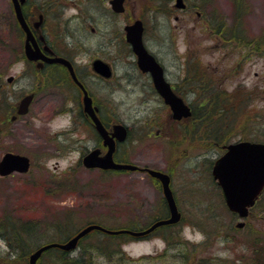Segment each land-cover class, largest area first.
Listing matches in <instances>:
<instances>
[{"label":"rangeland","instance_id":"rangeland-1","mask_svg":"<svg viewBox=\"0 0 264 264\" xmlns=\"http://www.w3.org/2000/svg\"><path fill=\"white\" fill-rule=\"evenodd\" d=\"M175 1L165 0V6L171 10L167 15L153 10L154 0H127L122 14L112 11L110 0H69L63 13H51L47 18L51 25L57 19L67 23L66 28L64 22L60 28L55 27L56 40L83 44L91 55L100 47L112 51L113 55L108 57L115 61L121 80L113 84L119 86L116 90L110 91L113 88L109 87L104 94L108 125L113 129L115 124L123 123L130 132L119 146L117 160L161 170L172 177L171 187L184 216L180 236L190 242L179 256L170 252L158 258L154 251L162 252L165 248L161 239L141 243L129 240L122 247V258L116 250L118 243H123L121 238L100 241L101 236L112 237L93 231L80 244L82 250H88L87 256L94 255L85 258L83 264H200L196 258L197 244L207 232L214 233L215 223L232 219V214L222 206L223 199L211 174L216 160L228 144L264 143V0H185V9L176 8ZM11 6V0H0V74H4V83L10 75L16 78V96L11 94L10 99L17 102L31 88L35 72L29 74L25 64H15L26 39L16 27ZM27 15L32 25L40 19L34 7L27 10ZM136 20L145 23L146 44L169 75L178 82L185 75L191 78L185 96L192 109L199 113L207 111L210 98L218 108L223 106L220 108L225 113L220 124L229 130L217 132L224 138L232 132L228 143L205 146L204 129H188V124H197L198 119L194 121L193 117L183 119L181 124L167 119L157 105L159 102L144 94L143 84L147 80L138 71H131L125 59H117L115 54L121 51L118 47L125 51L127 48L124 27ZM220 24L223 27L217 33ZM2 98L0 95V101ZM202 101L204 105L200 107ZM2 115L0 112V120L4 119ZM51 115L36 103L22 120L6 124L8 133H0V160L6 152H15L28 156L32 162L27 174L0 177V234L11 233L2 226L5 216L23 227L29 223L38 226L39 232L34 231L30 237L32 246L37 247L66 238V233L73 237L92 224L108 228L131 225L137 230L158 214L164 215L165 196L157 179L141 170L112 172L84 166L81 149H93L97 140L93 137L86 145H79L81 148H74L66 134L71 125L68 115L53 119ZM159 117L163 122L167 119V123L153 124ZM68 218L71 222L67 232L58 233L55 227L60 230L61 226L56 223L64 226L62 223ZM250 222L249 228L238 232L255 237L264 224ZM22 236L28 240L26 231ZM235 238L236 242H228L227 247L223 241L216 246L220 248L212 253L215 258L219 256L216 264H264V255L242 247L238 241L242 234ZM96 249L106 253L89 251ZM12 253L0 237V264H27L26 260L29 264L31 253ZM204 256L210 257V252ZM39 264H59V259L56 253H46Z\"/></svg>","mask_w":264,"mask_h":264},{"label":"flooded vegetation","instance_id":"flooded-vegetation-1","mask_svg":"<svg viewBox=\"0 0 264 264\" xmlns=\"http://www.w3.org/2000/svg\"><path fill=\"white\" fill-rule=\"evenodd\" d=\"M68 1L69 0H24L22 8L25 16L26 11L29 8L32 9L33 7L36 9V13H39V25L36 26L38 21L36 23L34 22L33 25L32 23L30 24V22L29 24L31 25L35 34L37 49L41 57H39L36 61L29 60L26 56L25 41L24 49L17 57L18 61L15 62V64L23 63L26 65V71L29 74L33 71L35 73L32 75L33 81L31 88L28 91H24V93L19 96V100L17 102H12L10 99L11 94H15L16 96V93H13L15 89L14 85L17 83L16 78L13 75H10L7 77L6 83H4V74H0V95L3 97L2 101H0V112H3L1 117H4L3 120H0V133H8L9 125L6 124L22 120L21 118L28 115L37 103L43 110L46 109V111L52 113L50 116L51 119L68 115L69 124L71 125L66 134H68V139L74 144V148H79V145H86V143L90 139H93V137L97 140V143L94 145L93 149L89 146L86 147L85 150L81 149L83 150L84 156L95 150L99 151V156H105L108 151V147L105 145V140L99 133L96 123L89 113V109L86 105V97L88 96L92 99V107L97 118L101 121L109 133L113 134V129H110L108 125L110 122H108V115L106 114L107 99L104 94L109 87L113 88L110 89V91H113L114 89L116 90L119 86L113 84L120 81L121 78L117 73L115 61L111 60L112 57H110V59L108 57L113 55V53L109 50L108 52L107 48L100 47V49L96 51L97 53L95 55H91L89 54L91 51H88V49H86L83 44H72L71 41L66 39L56 40L58 37L56 38L55 27L60 28V25H62L64 22V26L66 28L67 23L57 19V21H54L53 25H51L47 22V18H49L51 13H63L67 8V4H69ZM11 4L13 6H11V10L14 12L12 0ZM49 26L52 28H49ZM66 38H70V35ZM125 43L127 45L126 51L122 47H118L121 51L115 54L117 55V59H125V62L127 63L126 65L131 69V71H138L139 74L147 80L145 84L142 83L144 86V94L152 96L154 100L156 99V101L159 102L157 105L162 108L164 114L167 115V119H170L172 122H176L177 124H181L180 122H182L183 119L181 121L173 120L171 108L165 103L161 93L156 88L152 74L144 73L140 69L137 56L134 54L131 46L127 42ZM145 45L149 52H151L156 57L157 61L163 67L165 80L171 85L174 93L186 101L187 98L185 95L187 94L188 89L186 84L188 81H191V78H188V76L185 75L179 79L180 82L173 79L169 75L168 70L160 61L158 56L149 49L146 41ZM55 58L64 59L69 62L70 65L62 62H49V59ZM97 60L103 61L108 65L109 71L111 73L110 77L100 73L95 68V62ZM27 72H25L24 75H27ZM129 75H131V73H129ZM132 79L136 83V77ZM128 80H130V78ZM128 80H126V82ZM199 85L201 86L200 83ZM28 96H31L28 112L21 115L18 112L21 102L25 97ZM187 103L192 108L189 100H187ZM167 119L163 122L159 117L157 118V122H154L153 124H166ZM120 144L121 143L116 141L114 159L117 162V154ZM224 154L225 152L222 153L221 156ZM220 157L218 159H220ZM211 174H213V170L211 171ZM214 182L219 190L220 196L223 199L221 201L222 206L227 208L228 212L232 214V219L224 222L218 221L215 223L216 225L214 233L209 234L207 232L206 237H204V239L199 244H197V260L201 262L200 264H208L209 262H211V264H214V262L215 264L218 263L219 256L218 258H215L212 254L214 251L218 252L220 249L216 246L221 245L220 242L223 241V243H227V247L228 242L231 243L235 241V237H237L239 234H242V238L238 239L242 247H245L249 251H253L257 255H264V228H257L260 233L256 234L255 237H253L252 233L249 234L238 232L240 230L241 232H244L247 228H249L250 221L256 223L259 222V225L264 224L261 222L264 221V188L256 197L254 205L249 208L247 216L243 218L238 212L232 211L228 208L223 194V189L220 186L219 181L214 178ZM177 205L179 211L181 212L178 202ZM163 208L165 209L164 215L158 214L157 216L153 217L151 221L146 224V226L137 229V232H143L149 229L156 222L168 219L170 217V209L166 199L163 202ZM181 216V220L175 224L161 225L148 234L133 236L132 240H134V242L141 243L159 238L164 241L165 248L162 252L159 249L154 251L156 254H158V258H162L167 254L169 255L170 252H172L174 254L173 256L175 257L179 256L188 249V243H190L183 240L180 236L181 225L184 222V216L182 212ZM80 249L81 248L79 246L77 252L80 251ZM209 252L210 257L204 256V253Z\"/></svg>","mask_w":264,"mask_h":264},{"label":"water","instance_id":"water-1","mask_svg":"<svg viewBox=\"0 0 264 264\" xmlns=\"http://www.w3.org/2000/svg\"><path fill=\"white\" fill-rule=\"evenodd\" d=\"M17 20L26 34V56L30 60H37L40 56L35 35L27 22L22 3L24 0H12ZM126 0H111L112 10L116 13L125 11ZM176 7L184 9L186 4L184 0H176ZM39 25V22L36 26ZM126 33V41L131 45L134 54L138 58V65L143 72L152 74L156 88L165 99L166 104L171 107L173 118L181 120L192 116L191 108L178 97L172 90L171 85L166 82L164 69L157 61L156 57L151 54L144 43L145 26L142 20H136L132 24L124 27ZM49 62H62L69 64L64 59H49ZM95 68L102 74L110 76L109 67L103 61L97 60ZM72 70V69H71ZM73 73V71H72ZM74 75V74H73ZM31 96L25 97L21 102L19 114L28 112ZM86 105L89 113L96 123L97 129L105 140V145L108 146V152L105 156L100 157L99 151L95 150L84 157V165L88 168H102L107 170L121 171H137L144 169L150 176L160 180L163 186V192L168 202L170 209V218L160 220L153 224L149 229L143 232H136L127 229L110 230L98 224H92L65 243H48L30 256V264H38V260L43 253L52 248H59L66 252L75 250L79 241L94 230H99L110 235L129 234L132 236L144 235L152 232L161 225L174 224L180 221L181 213L178 210L177 203L171 189V177L169 174L151 168H140L131 163H117L114 160L113 154L116 150V139L123 142L128 137L127 127L123 124H117L114 127L115 132L109 134L107 129L97 118L93 107L92 99L86 97ZM227 152L215 163L213 167V176L219 181L223 188L224 196L227 205L232 211L238 212L242 217L247 216L248 207L254 204L255 198L264 187V143H256L251 141H240L226 146ZM30 159L27 156L15 154L12 152L6 153L0 161V175L8 176L14 172L27 173L30 170ZM142 170V171H144Z\"/></svg>","mask_w":264,"mask_h":264},{"label":"trees","instance_id":"trees-1","mask_svg":"<svg viewBox=\"0 0 264 264\" xmlns=\"http://www.w3.org/2000/svg\"><path fill=\"white\" fill-rule=\"evenodd\" d=\"M154 1L156 3L155 4L156 5V9H153V10L162 11L164 14L168 15V13L171 10L168 11V7L165 6V0H154ZM238 2H239V0H238ZM160 5H161V7H160ZM238 5H239L238 7H240V4H238ZM25 14H26V18H28L27 11H26ZM15 24H16V27L18 28V30L20 31V33L23 34V32L20 29V26H19V24H18V22L16 20H15ZM222 27H223V24H220L219 28L218 27L216 28L217 33H218V30L220 28H222ZM193 81H196V78H193ZM194 86L196 87L198 85H196V83H194ZM220 94L221 93H219L217 96L219 97ZM208 102L210 103L211 107H208L207 111L204 110L202 113H199L197 110L193 109V119H194V121L197 120V119L198 120H197V124H192V123L188 124V129H196L195 131H197L199 129L200 130L204 129V133L203 134H204V136H207L206 137L207 142H205V146L207 144H212V143H214L216 145L217 144L228 143L231 140L232 136H233L232 132H231L230 135L227 134L226 138L219 136L218 132H217L218 130H223V131L229 130L228 128L224 127L223 124H220L222 119L224 118L222 116L225 113V109L220 108V107H223V106H219V108H218V106H216L215 103L213 102V98H210V101H208ZM199 105H200V107H203L202 106V105H204L203 101ZM206 106H208V105H206ZM217 116L221 117V118L218 119ZM215 118H217V119L215 121H213V119H215ZM209 122H212L213 124H206V123H209ZM214 123H217V124H214ZM212 128H214L216 130H213V132H212L210 130ZM207 130H209V132H207ZM206 132H207V135H206ZM204 141H205V138H204ZM214 144H212V145H214ZM212 145H209V146H212ZM70 222L71 221H69V218H68L65 223H62V224H65L64 226L56 223L57 225L61 226V227H59L60 230H57V227H55L56 231L58 233H63V235H64L67 232V227H69V225H70L69 223ZM100 225L105 227V228H108V226H106L104 224H100ZM2 226L5 229H7L8 231L11 232L10 235H8V236L5 233H2V234H0V237L9 244L10 249L13 251L12 254L20 253V255H21V251H23V253H25V255L28 256L30 253L34 252L37 248L41 247L44 244L51 243V242L63 243L65 241H67L70 237H72V234L66 233L65 234V236L67 235L66 238L59 239V240H56V241L55 240L49 241L47 243H44L42 245L39 244L37 247H34V246H32L30 237H32V234L34 233V231H38L39 232L38 226H35L34 224H30L29 223L28 226L23 227L19 222L12 221L8 216L4 217L3 222H2ZM108 229H114V230L130 229V230H134V229H132L131 225H124L123 227L108 228ZM24 231H26V236H28V240L27 241L25 240L26 238H24L22 236V233ZM96 232H98V231H96ZM98 233H101V232H98ZM111 237L112 238H104L103 236H101L99 240L103 241V240L109 239L110 241H112L114 239L116 240L117 238H121L123 240V243L119 242L118 245H117V242H116V245L119 246L118 248H116V250L118 251L117 254H119L122 258H124V253L122 251V247L129 240H132V237L129 236V235H118V236H111ZM126 237H128L129 239L126 238ZM25 242H26V246H25ZM110 249H111V247H110ZM113 249L114 248H112V250ZM86 251H88V250L80 249L79 252L69 253V252H65V251H62V250L54 248V249L47 250L44 254H46V253H56L57 258L59 259V264H83L84 262H86V261H84L85 258L86 259H91L92 256H94V255H89V254L87 256L86 255V253H87ZM89 251L91 253H97V254L100 253L101 255L106 253L104 250H100V249L89 250ZM72 255H75V256L71 257ZM105 255H108V254H105ZM26 262L28 264L27 260H26Z\"/></svg>","mask_w":264,"mask_h":264}]
</instances>
